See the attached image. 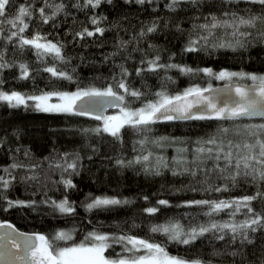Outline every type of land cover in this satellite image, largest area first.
<instances>
[{
  "label": "trees",
  "instance_id": "1",
  "mask_svg": "<svg viewBox=\"0 0 264 264\" xmlns=\"http://www.w3.org/2000/svg\"><path fill=\"white\" fill-rule=\"evenodd\" d=\"M170 2L145 0L139 4L135 0H103L99 7L93 8L86 5V0H54L55 4L62 3L65 7L44 23L35 11L44 7V0H16L11 6L13 13L21 4L31 5L34 9L29 27L22 35L32 38L39 33L48 41L62 44V54L67 62L47 54L39 58L28 46L20 49L16 39L12 42L0 39L2 62L8 65L0 69V91L9 94L16 91L27 97L52 91L75 92L78 88L88 87L103 90L114 84L113 77L120 78L121 65L130 73L126 77L130 86L143 93L138 99L126 96L133 109L157 101L156 94L160 92L176 96L190 87L254 84L249 79L219 80L203 72L184 74L176 68L143 71L137 76V68H147V64L141 62L157 55L160 64L210 68L216 74L231 71L264 76V36L259 34V23L254 28L240 26L235 36L233 27L208 30L199 27L210 24L213 16L231 22L232 13L245 18L249 12L261 15L264 6L241 0L239 3L197 0L196 4L180 3L172 11L167 7ZM77 3L81 7H76ZM45 13L51 15L52 9L46 7ZM92 17L106 18L99 25L105 28L104 35L80 39L76 33L96 27L91 23ZM153 22L157 24L156 31L148 33L147 28ZM141 31L145 35L141 36ZM199 37L206 39H199L198 51L187 52L190 39ZM20 64L28 66V79L21 78ZM45 67L67 71L73 81L52 77L44 71ZM27 103V107H11L0 101V177L10 181L7 188L0 184L1 222H11L23 232L39 233L50 239L59 231L69 233L72 239L58 241L59 246L79 244L89 233L97 232L145 239L161 244L169 255L200 260L204 264H261L264 261V229L249 230L250 244H241L239 239L231 241L227 230L223 240L216 238L219 232H208L187 245L169 239L162 231H151L153 227L178 224L187 232L212 222L225 223L233 219L241 222L247 218L245 209L234 218L228 214L231 210L213 213L210 217L206 215L209 206L193 203L234 200L255 195L258 191L264 193V182H255L251 177H237L233 185L229 178L232 169L221 173L214 160L192 163L198 147L196 141L207 139L219 125L231 126L232 122L187 121L151 125L152 131L146 134L147 143L142 145L139 141L145 134L131 128H124L122 139L117 140L107 133L91 131L102 128V121L93 117L42 112L34 107V101ZM235 123L258 125L264 121ZM162 137L168 139L162 140ZM173 139L175 142H171ZM149 153L146 162L141 159L140 163H128ZM159 157L163 160L159 161ZM118 160H123L124 166L118 164ZM73 162L77 168L65 171L67 163ZM218 163L224 166L223 160ZM12 164L21 166L12 168ZM57 164L61 167H56ZM6 168L8 172L4 171ZM186 168L190 171H185ZM192 172L196 174L192 175ZM67 179L72 180L74 188L65 186L63 181ZM225 186L227 191L215 190ZM65 198L74 207L72 213H61L53 204V201L58 204ZM94 198L129 203L88 210L86 206ZM161 200L167 201V205L159 204ZM8 201H23L30 206L9 207ZM150 207L158 211L150 214L147 211ZM252 207L256 212L264 210V199L253 200ZM109 243L112 246L105 252L106 257L117 259L129 255L122 244ZM233 252L237 254L232 255Z\"/></svg>",
  "mask_w": 264,
  "mask_h": 264
},
{
  "label": "snow or ice",
  "instance_id": "2",
  "mask_svg": "<svg viewBox=\"0 0 264 264\" xmlns=\"http://www.w3.org/2000/svg\"><path fill=\"white\" fill-rule=\"evenodd\" d=\"M103 0H86V5L93 8L99 7ZM111 2V0H108ZM131 2V0H129ZM136 3L143 4L145 0H135ZM151 2V0H149ZM190 2L196 4L197 0H171L167 7L175 11L180 3ZM227 2H237L240 0H227ZM246 3L258 4L264 6V0H245ZM16 4V0H0V39H4L7 42H12L14 39L18 41L20 49L25 46L34 49L37 57L42 58L45 54L53 56L54 59H59L61 62H67L66 57L62 54V44L53 43L47 40V37L36 33L32 38H26L22 34L28 29L29 23L33 17L34 9L31 5L25 6L21 4L18 10L13 13L12 7ZM81 7L79 3L75 5ZM52 9L51 15L45 13V8ZM64 4H55L54 0H44V7L35 9L39 12L40 19L47 23L57 13L63 10ZM12 13L11 18L9 14ZM233 20L220 21L217 17L211 18L210 24L200 25L199 27L208 30L209 28L217 27H233V35H237L240 26L256 27L257 23L261 25L259 34L264 36V14L256 15L249 12L245 18L243 16H237L236 13H232ZM106 19L104 17L91 18V23L96 27L94 30L84 28L82 31L76 33L80 39L85 37H93L99 34L103 36L105 28L100 27L101 20ZM195 27V26H194ZM157 24L152 23L147 28L148 33L156 31ZM240 35H248V33H239ZM141 36L145 35L144 31H141ZM199 39H206V37H199L198 39H190L189 44L186 46L187 52L198 51L196 45L199 43ZM239 44L240 42L237 41ZM240 46H243L241 44ZM160 57L157 55L154 59L142 61L146 63L147 68H137L136 75L139 76L143 71L157 72L160 69L176 68L184 74H195L203 72L207 76H212L219 80L231 81L233 78L249 79L254 82L251 87L235 86L234 92L238 99H233L230 95L233 85L228 86L229 96L228 99L223 102L219 101L218 96L206 95V93H212L213 90L210 86L208 88L190 87L183 92L182 95L169 96L164 92L157 93L159 99L155 102H147L144 106L133 109L130 103L126 101V96L139 98L143 95L139 90L133 89L127 82L126 77L130 75L128 70L121 65L120 78L113 77L114 84L106 86L103 90L88 87L79 89L75 92H60L52 91L41 95H25L13 91L10 94L0 91V101L7 102L11 107L28 106L27 101H34V107L42 112H56L71 115H88L89 108L85 107L79 102L86 100H107L108 103L101 105L104 107H117L119 108L118 115L103 116L101 114L95 115L93 118L97 120H103V127L96 128L94 131L96 134L101 132L107 133L117 140H121V132L124 128L128 127L135 130L137 133H143L144 138L139 141L142 145L147 143V133L151 132V125L156 124L160 120H217L223 122H232L231 126H225L221 124L217 127L216 132L210 134L207 139L196 141L198 147L195 152V159L192 163L196 164L198 161L203 163L204 160L216 161L215 167L219 169L221 173L226 172L228 169H232L230 179L235 185L237 177H251L255 182H264V123L261 124H247L240 125L235 122L241 121L244 118L251 117H264V76H257L252 74H246L244 72H231L221 71L218 74L214 73L210 68L204 69H192L187 66H180L176 64H160ZM3 61V53L0 52V69L8 66ZM21 78L28 79L29 71L26 64H20ZM44 71L51 74L52 77L57 79H64L70 82L73 81V77L69 75L67 71L58 70L56 67H45ZM2 83V81H0ZM122 90V91H121ZM53 97L59 102L51 103ZM197 109V112H193V109ZM84 131H89L85 129ZM239 138V139H237ZM162 140L168 139L162 137ZM171 142H175L173 139ZM159 143V141H156ZM184 152L187 149H179ZM151 153L144 155L143 157H137L134 161H129V164L140 163L148 161ZM159 161L163 158L159 157ZM224 161V166L221 167L219 161ZM183 162V161H181ZM118 164L124 166L123 160H118ZM21 165L12 164V168L20 167ZM165 166H167L165 164ZM56 167H61L57 164ZM199 167V164H197ZM77 164L67 163L65 171L67 169L75 170ZM147 171V168L145 169ZM8 172V169H4ZM185 171H190L185 169ZM11 175V173H8ZM159 174V171L156 172ZM175 174V173H173ZM195 175V172L191 173ZM35 178V177H31ZM10 181L0 177V184L4 188L9 186ZM66 187L74 188L75 185L71 179L63 181ZM216 191H227L228 188H217ZM258 197L264 199V193L257 192L255 195L244 196L234 200H220L209 201L201 200L194 201L196 205H207L210 211L206 213L208 216H212L213 213H219L224 210L229 211L231 217H235L237 213H240L242 209L246 212L244 215L247 217L241 222H235L233 219L230 222L216 223L212 222L208 226L201 225L199 228H191L190 231H184L180 225H169L163 227H153L151 231H162L169 236V239L182 243L190 244L194 242L199 236H203L208 232H219L217 239L223 240L225 238V230L231 236V241L239 239L240 243L245 242L252 243L249 238V230L256 232L260 229H264V210L256 212L252 207L253 200ZM34 203V202H33ZM121 203H129V201H120L110 198H94L91 203L87 204V209L92 210L94 208H100L108 205H118ZM167 201L161 200L159 204L167 205ZM56 208L61 213H72L74 207L65 198L62 202L56 203L53 201ZM8 206H30L26 205L23 201H8ZM148 213L155 214L158 209L150 207L147 209ZM0 228L11 229L12 226L0 224ZM72 239L71 235L64 231H59L51 236V239L45 235L36 236H19L10 232H4L0 234V264H204L200 260H187L183 257H177L169 255L161 244L149 242L145 239H138L133 236H109L107 234H100L97 232L89 233L84 242L73 246H59L58 241H67ZM109 241L113 243H120L124 246V251L128 253V256L122 258L112 259L105 256V252L112 246ZM130 245L131 247H128ZM136 253H143L136 255ZM236 255V252L231 253ZM210 264V262H209ZM264 264V261L261 262Z\"/></svg>",
  "mask_w": 264,
  "mask_h": 264
},
{
  "label": "water",
  "instance_id": "3",
  "mask_svg": "<svg viewBox=\"0 0 264 264\" xmlns=\"http://www.w3.org/2000/svg\"><path fill=\"white\" fill-rule=\"evenodd\" d=\"M231 85H233V89L230 92V95L233 99H238V97L235 96V92H234V87L235 86H241V87H251L253 86V84L250 85H246V84H239V83H230ZM230 84H226V85H220L217 86L215 88H212L213 91L212 93H206V95H211V96H218L219 101L223 102L224 100L228 99L229 96V92L228 90V86ZM108 101L107 100H86V101H81L79 102V104L88 107L89 108V114L88 115H84V116H90V117H94L97 114H101L103 116H108L111 112L117 111L119 110V108L117 107H104L101 108V105H105L107 104ZM193 112H197V109H193ZM102 121V119L100 120ZM187 121H217V120H199V119H189V120H179V119H174L171 121L168 120H160L159 122H157L156 124L153 125H162V124H167V123H175V122H187ZM243 122H255V121H264V117H251V118H244L243 120H241ZM0 224H5V225H11L12 228L11 229H6V228H0V234H3L4 232H10L13 233L14 235L19 236V234H23V236H36V235H42L39 233H28V232H23L21 230H19L13 223L11 222H1Z\"/></svg>",
  "mask_w": 264,
  "mask_h": 264
},
{
  "label": "rangeland",
  "instance_id": "4",
  "mask_svg": "<svg viewBox=\"0 0 264 264\" xmlns=\"http://www.w3.org/2000/svg\"><path fill=\"white\" fill-rule=\"evenodd\" d=\"M241 1H245V0H241ZM52 101L54 102H59L56 98H53ZM119 114V110L115 111V113L110 114L108 116H112V115H118ZM102 127H103V120H102Z\"/></svg>",
  "mask_w": 264,
  "mask_h": 264
}]
</instances>
